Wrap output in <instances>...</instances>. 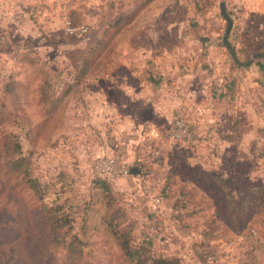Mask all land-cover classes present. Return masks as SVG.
Returning <instances> with one entry per match:
<instances>
[{"label": "rangeland", "instance_id": "1", "mask_svg": "<svg viewBox=\"0 0 264 264\" xmlns=\"http://www.w3.org/2000/svg\"><path fill=\"white\" fill-rule=\"evenodd\" d=\"M68 2L44 0L38 12H20L27 31H33L35 37H21V29L9 24V40L0 44L1 52L6 51L0 55V64H4L0 66V264H127L111 235L114 228L110 221L116 209L124 210L138 239L149 238L154 256L167 254L180 258V264H264V245L258 244L264 243V213L256 215L254 205L249 204L246 214L230 216L220 188L209 176L217 172L230 183L240 179L258 187L264 179V141H258L255 135L249 138L246 156L223 145L216 151L210 135L198 133L196 126L200 123L188 120L193 141L185 151L169 139L175 115L163 122L147 113L134 118L135 123L154 120L156 131L132 144L131 149L141 159L136 168H148L153 184H162L166 177L176 185L185 178L193 179L209 195L194 199L203 205V211L193 218L190 233L179 240L172 239L179 235L175 229L160 226L165 216L157 211H132L125 193L129 189L126 181L110 180V192L94 185L91 164L98 156L90 164L83 154L85 144L98 141L100 136L92 126H86L84 115L79 113L81 92L89 79L102 77L106 65L112 66L113 46L119 39L106 36V48L102 49L104 42H95L94 38L101 23L90 20V15L99 13L96 8H88L87 17H73L88 27V45L95 42V47L87 52L86 44L78 46L81 39L64 32ZM106 24L100 28L113 29L112 23ZM18 42H23L25 50H12ZM108 73L116 71L109 69ZM6 79L18 81L17 92L2 91ZM50 94L63 98L50 104ZM216 107L226 109L221 101ZM230 124L225 119L218 122L222 141L227 140L224 131L232 129ZM234 133L229 142L239 139L237 128ZM18 148L27 160L19 167L14 164L20 157ZM137 163L135 160L131 164ZM29 169L42 184V201L26 182ZM193 169L201 174H192ZM48 210L55 217L69 219L73 229L54 225L48 220Z\"/></svg>", "mask_w": 264, "mask_h": 264}, {"label": "crops", "instance_id": "2", "mask_svg": "<svg viewBox=\"0 0 264 264\" xmlns=\"http://www.w3.org/2000/svg\"><path fill=\"white\" fill-rule=\"evenodd\" d=\"M14 1L0 0V39L5 38L0 40L2 45L9 40L10 32L6 29L9 24L21 29V37L26 34L35 37L33 31H27L20 12L11 8ZM220 1L69 0L65 10L83 18L90 8H96L99 14H88L92 22L101 23L95 30V42L106 40V36L119 39L113 46L112 66L106 65L102 77L89 79L82 88L79 113L84 115L86 126H92L100 136L98 141L85 144L86 161L91 164L94 156H105L119 165L136 167L141 159L131 149L132 144L144 134L156 133L154 120L163 122L173 115L200 123L195 125L198 133L209 134L216 151L223 145L226 150L237 148L248 152L251 135L264 141V61L256 58L243 68L232 60L221 44L226 23L220 16ZM224 3L232 19L227 41L238 62L244 64L254 55L264 59V0H224ZM107 9H110L108 16ZM107 22L112 23V30L100 28ZM167 39L173 42L169 44ZM89 40L88 33L78 46L83 48L86 44L87 52L93 50L95 42L89 46ZM107 41H103L102 49ZM11 48L17 50L15 45ZM1 51L0 47V55L6 52ZM109 69L116 73L110 75ZM220 101L225 104L224 111L216 107ZM146 113L154 120L135 123L134 118ZM221 119L232 123V129L224 131L227 140L223 141L218 125ZM236 128L240 137L229 142ZM106 138L113 144L108 145ZM135 160L138 163L131 164ZM121 179L129 184L125 193L135 214L155 212L150 199L143 195L137 176ZM185 179L180 183L186 193L191 192L194 198L209 197L206 191L189 186V179ZM156 184L157 181L154 187ZM202 206L194 200L188 209L202 213ZM157 213L165 216L160 226L171 227L167 230L175 229L179 234L172 239L179 240L190 233L171 219L170 201L161 204ZM166 240L165 244L171 247Z\"/></svg>", "mask_w": 264, "mask_h": 264}, {"label": "trees", "instance_id": "3", "mask_svg": "<svg viewBox=\"0 0 264 264\" xmlns=\"http://www.w3.org/2000/svg\"><path fill=\"white\" fill-rule=\"evenodd\" d=\"M75 12L68 11L67 14H64V22L69 21L74 26H79L81 23H78L74 19ZM17 45V44H16ZM22 54V53H21ZM20 56V54H19ZM19 56L16 58L18 61ZM19 83L13 79H6L3 83L1 89L6 94L11 92L13 94L14 90L16 91ZM17 92V91H16ZM52 96V97H51ZM63 96L49 95V103L53 104L60 101ZM193 141V134L191 140L185 145H177L180 150L187 149ZM254 145L251 146L253 148ZM250 149V147H249ZM235 153H239L241 156H246L248 152H244L240 149L234 148ZM21 150L18 148L17 152L20 155L19 159H16L14 162L17 167H19L21 162L25 159L22 156ZM211 172V171H210ZM199 173L197 170L193 169L192 174L197 175ZM201 174V173H199ZM26 175V174H25ZM27 184L29 188L34 192L38 193L39 200H44L42 184L30 174V169L27 170ZM201 176V175H200ZM209 176L212 178V181L218 185L220 189L218 192L221 193V197L224 200V206L229 212V215L237 218L238 215L246 214L249 204L254 205L253 212L256 215L264 213V179L260 181L259 186L255 187L250 182L245 180L244 182L240 179H236L234 183L228 182L220 173L211 172ZM187 181L186 179H184ZM155 181V180H154ZM156 182V181H155ZM173 182V181H172ZM169 182V177H166L162 184L157 183L155 196L160 200V203L163 204L167 201L171 202V219L175 220L176 223L180 226L181 230L184 232L190 231L192 219L199 214L197 210L188 209L190 203L194 201L191 192H185V186L182 184L176 185V183ZM93 183L97 188H104L107 192L111 190L110 180L104 177H95ZM188 185L192 186L193 189L200 188L198 181L193 179L188 180ZM155 184V183H154ZM194 185V186H193ZM196 186V187H195ZM201 189V188H200ZM203 190V189H201ZM248 190H255L250 193ZM106 193V192H105ZM250 193V194H249ZM108 194V193H106ZM110 194V193H109ZM114 216L111 218L110 225L114 228L111 231V235L117 240V247L120 250L122 256L127 261V264H180L181 259L165 255L154 256L151 251V241L149 238L138 239L135 234V227L131 223H127L124 210L116 209ZM63 218V217H62ZM61 217H55L52 213V210H48V220L54 225L68 226L69 230H72V224L69 219ZM115 221V224L112 222ZM117 227V229H115ZM134 232V233H133ZM253 233V230H251ZM80 235V234H79ZM75 234V236L79 237ZM264 245V243H258Z\"/></svg>", "mask_w": 264, "mask_h": 264}, {"label": "built area", "instance_id": "4", "mask_svg": "<svg viewBox=\"0 0 264 264\" xmlns=\"http://www.w3.org/2000/svg\"><path fill=\"white\" fill-rule=\"evenodd\" d=\"M44 0H15L11 8L16 9L19 12H38L39 9L43 6ZM64 32L69 36L76 37L78 39H85L89 33L87 26L79 25L74 26L69 21L64 22ZM5 38L3 36L2 39ZM18 51L25 50L26 46L23 42H18L16 46ZM169 139L174 144L185 145L192 138V132L189 129L187 120L179 116L173 120L171 126L168 130ZM109 145L113 144L111 139L108 140ZM131 167H126L119 165L113 159L102 156L96 158V160L91 164L92 174L97 177H104L109 180H116L119 178L127 177L130 174L129 170ZM138 184L143 193L148 199H150L153 204L154 211H158L161 203L160 200L154 195V185L151 179L149 178L150 172L149 169L143 167L142 169L137 168ZM151 182V183H150Z\"/></svg>", "mask_w": 264, "mask_h": 264}, {"label": "water", "instance_id": "5", "mask_svg": "<svg viewBox=\"0 0 264 264\" xmlns=\"http://www.w3.org/2000/svg\"><path fill=\"white\" fill-rule=\"evenodd\" d=\"M219 12H220V16L225 20V23H226L225 30H224L223 35L221 37V44L226 48V50L228 51L232 60L237 65H239L240 67H243V68L248 67L249 64L256 58H261L264 61V59L261 55H254L249 61H247L244 64H241L238 62L232 48L230 47V45L228 44V41H227V37H228L230 30H231V27H232V19H231L230 15L228 14V12L226 11L224 0H221L219 3ZM129 172L131 175H137V173H138L136 167H131Z\"/></svg>", "mask_w": 264, "mask_h": 264}]
</instances>
